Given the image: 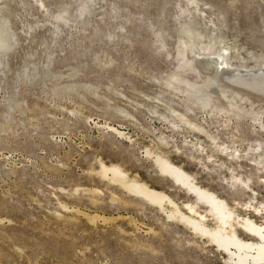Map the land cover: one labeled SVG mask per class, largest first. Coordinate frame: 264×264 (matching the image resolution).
Listing matches in <instances>:
<instances>
[{
    "label": "rangeland",
    "instance_id": "1",
    "mask_svg": "<svg viewBox=\"0 0 264 264\" xmlns=\"http://www.w3.org/2000/svg\"><path fill=\"white\" fill-rule=\"evenodd\" d=\"M0 20V264H227L212 244L109 185L99 161L181 206L195 202L145 152L160 153L263 223L264 212L245 205L255 196L264 207V170L217 155L208 136L250 158V145L264 144L250 121L253 113L264 123V97L242 92L249 114L226 126L186 92L218 79L222 54L236 67L264 65V0H0ZM233 175L256 193L238 192Z\"/></svg>",
    "mask_w": 264,
    "mask_h": 264
},
{
    "label": "bare ground",
    "instance_id": "2",
    "mask_svg": "<svg viewBox=\"0 0 264 264\" xmlns=\"http://www.w3.org/2000/svg\"><path fill=\"white\" fill-rule=\"evenodd\" d=\"M3 27L4 23L0 20V53L6 48ZM223 56L224 54L219 56L215 62L218 65V79H212L210 83L205 86V90L193 86L191 92L186 93L193 105L201 112L209 111L210 113L220 114V116L221 114L225 115L228 119L224 125L227 126L231 121L236 120L238 122L244 115L249 114L237 103L238 99L243 101L240 96L242 92L246 93L244 95L264 97V65L257 69L236 67L225 61L223 62ZM220 81L227 82L230 85L229 88L231 91L220 86ZM216 99L226 100L228 107L219 108L216 106ZM176 116L182 123L190 125L194 130L203 131L201 126L191 123L185 115L176 113ZM250 121L256 135L259 132L257 126L260 127V130L264 131V123L260 121L257 115L250 113ZM173 126L174 128L178 127L176 123H173ZM106 128L117 133L121 137L125 136L118 128L111 126H106ZM208 137L214 142L215 153L217 155H224L233 160L236 159L237 163L247 159L253 163L256 168L264 170V144L262 142H259L256 146L250 145L249 151L252 156L249 158V154H243L238 147H229L224 144L219 145L216 142V136L209 135ZM160 141L162 145L168 144L164 139H160ZM194 147L196 148V145H194ZM200 149V146L196 148L197 153ZM204 150L205 148L203 147L201 151L203 152ZM145 153L153 159V166L161 177L169 180L173 187L183 191L187 196H190L191 199H194L195 202H185L182 203L181 206L164 191L151 188L148 184L131 177L117 164L108 165L100 160L98 175L103 180L107 181L109 185L120 188L130 197L141 200L157 209L159 212H162L168 221L177 222L180 226L182 225L190 230L196 237L212 244L222 254L229 257L227 264H264V222L259 224L248 217L247 214L243 217V215L241 216L236 213L234 208L230 207L225 199H222L208 188L201 186L194 175L188 173L182 166L173 163L167 156L151 152L150 150H147ZM206 158L207 161L204 162L205 166H207V162H213L211 155H208ZM213 163H215V161ZM231 167L229 172H234L236 169ZM239 167H241V165H239ZM242 178L233 175L231 186L238 192L245 193L246 191H250L255 194L256 192L249 184L250 179L246 181ZM249 200L250 202L248 201L249 203L245 206L248 209H252L256 215H263L264 207H257L253 203V201L256 200L255 196L251 197ZM201 208H205L206 210L201 212ZM210 221L215 223L214 227L210 226ZM239 232L244 234L247 238H242Z\"/></svg>",
    "mask_w": 264,
    "mask_h": 264
}]
</instances>
